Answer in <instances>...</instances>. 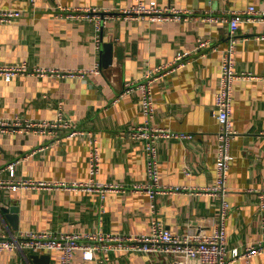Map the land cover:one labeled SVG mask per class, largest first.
Wrapping results in <instances>:
<instances>
[{
    "label": "crops",
    "instance_id": "0c3cea01",
    "mask_svg": "<svg viewBox=\"0 0 264 264\" xmlns=\"http://www.w3.org/2000/svg\"><path fill=\"white\" fill-rule=\"evenodd\" d=\"M175 6L192 14L182 20L158 21L125 17L120 10L136 3ZM99 7L111 11L97 48L96 20L69 15L57 9ZM255 5L264 0H0V9L23 10L11 22L0 21V64L27 62L30 66L60 69L91 67L101 62L104 41L114 42L113 63L89 78L19 74L7 80L0 76V115L18 114L31 119L53 118L63 102L67 118L98 138L102 165L94 181L122 183L124 191H111L105 199L98 191L67 188L55 182L89 181L92 136L56 133L0 134V168L19 160L0 176L6 181L32 180L37 185L12 189L0 186V232L19 234L40 231H92L148 233L158 217L174 232L184 235L213 228L222 205L219 194L203 192L217 176L219 123L214 115V96L228 45L229 25L209 21L204 14L219 15ZM198 17V18H195ZM264 23L243 21L238 29L237 71L259 78H238L234 84L232 120L237 133L232 140L234 160L229 171L227 217L229 256L264 237ZM199 38L211 46L197 52ZM213 47H216L213 48ZM179 51H190L185 66L164 72L153 84L156 104L154 126L193 133L192 138L163 137L157 141L160 184L152 198L140 183L152 182L147 169L146 139L133 137L132 129L143 123L142 90L127 89ZM42 182H45L44 184ZM163 187H182L166 190ZM201 191V192H199ZM18 208L17 218L1 206ZM103 209V210H102ZM86 260L79 250L73 264H172L174 256L137 251H110ZM0 264H61L58 250H0ZM190 264H201L193 258ZM232 264H264V253L240 258Z\"/></svg>",
    "mask_w": 264,
    "mask_h": 264
},
{
    "label": "built area",
    "instance_id": "2783aa9c",
    "mask_svg": "<svg viewBox=\"0 0 264 264\" xmlns=\"http://www.w3.org/2000/svg\"><path fill=\"white\" fill-rule=\"evenodd\" d=\"M33 4L36 0H31ZM57 9L66 12L69 15L83 16L96 20L97 48L101 49L100 31H102L111 11L99 7H76L67 8L59 3ZM23 10L19 8L0 9V21L11 22L23 15ZM125 17H145L153 21L182 20L192 17V14L186 10L175 6H160L154 1L151 4L143 2L136 3L130 7L120 10L119 14ZM198 18V17H195ZM204 19L209 21H225L229 25L228 45L224 50L222 62V72L219 85L214 96V115L219 123L218 131V150H217V176L213 184L204 187L203 192L219 194L222 197V205L215 219L213 228L200 229L184 235H180L170 229L158 217L152 221V228L148 233L132 234L119 232H104L101 230L92 231H40L27 230L20 231L19 234L8 235L0 232V250H30L40 253L52 250H58L61 264H73V258L77 251H81L84 259L94 260L97 254H101V261L110 260V251H137L147 254H167L174 256L172 264H190L193 258H198L201 264H232L240 258H250L254 255L264 253V237L257 244H250L240 250L235 247L228 256L226 251L227 244V217L231 204L227 196L229 171L234 160L232 151V140L237 133L232 120L233 112V94L235 80L238 78H259L249 71H237L236 48L238 43V29L243 21H252L264 23V9H259L255 5H249L244 9L233 10L229 13L223 12L219 15L207 12ZM258 37H264L257 35ZM211 46L209 38H199L196 44V51L202 52ZM216 49V47H213ZM190 51H179L175 58L158 65L149 71L143 79L137 83L128 81L127 89L134 90L139 87L142 90L141 109L144 113V122L136 125L132 129V136L146 139L147 151V169L152 179L146 187L140 183L135 184V190H146L152 198L160 184L159 159L157 151V141L163 137H175L179 139L192 138L193 133L187 131H178L170 128L154 126L151 121L155 114L156 104L153 95V84L160 74L171 70L179 69L190 60ZM103 69L101 62L97 61L91 67H76L69 69H60L52 66H30L27 62H18L13 64H0V76L7 80L14 78L19 74H36L40 76L56 75L59 77H74L88 79L91 74H100ZM58 128L66 129L68 135L92 136L91 131H85L76 125L71 118H67L63 111V102L59 103V111L53 118L31 119L15 114L12 117L0 115V134L8 133H56ZM93 147L90 154V174L89 181L74 180L71 182H55L67 188L81 187L85 190L98 191L102 199H105L111 191H124L126 187L122 183H102L94 181L102 165L101 150L98 138L92 136ZM19 160L9 162L6 166L0 168V173L6 169H13ZM43 184L45 182H42ZM8 185L12 189L26 187L28 185H37L32 180L6 181L0 176V186ZM166 190H180L182 187H163ZM201 192V191H199ZM260 206L264 209V192L260 194ZM103 210V209H102ZM264 233V224H263Z\"/></svg>",
    "mask_w": 264,
    "mask_h": 264
},
{
    "label": "water",
    "instance_id": "95a60500",
    "mask_svg": "<svg viewBox=\"0 0 264 264\" xmlns=\"http://www.w3.org/2000/svg\"><path fill=\"white\" fill-rule=\"evenodd\" d=\"M113 57H114V42L112 41H104L102 46V54H101V62L103 67H108L113 63ZM1 209L5 213L12 212L13 214L9 215L11 218H17L18 208L15 206H9L6 205L1 206Z\"/></svg>",
    "mask_w": 264,
    "mask_h": 264
},
{
    "label": "rangeland",
    "instance_id": "374dc122",
    "mask_svg": "<svg viewBox=\"0 0 264 264\" xmlns=\"http://www.w3.org/2000/svg\"><path fill=\"white\" fill-rule=\"evenodd\" d=\"M65 7H67V8H69V6H66V5H64ZM71 8H76V7H71Z\"/></svg>",
    "mask_w": 264,
    "mask_h": 264
}]
</instances>
